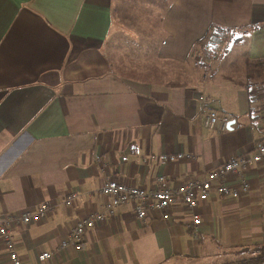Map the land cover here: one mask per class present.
<instances>
[{
    "label": "crops",
    "instance_id": "1",
    "mask_svg": "<svg viewBox=\"0 0 264 264\" xmlns=\"http://www.w3.org/2000/svg\"><path fill=\"white\" fill-rule=\"evenodd\" d=\"M212 25L230 39L210 62L199 42ZM198 56L210 71L196 79ZM200 95L231 117L227 132L205 126ZM262 143L264 0H0V216L52 208L14 228L22 264L229 261L264 242V164L248 167L239 198L213 192L198 227L180 198L169 220L154 210L142 222L131 204L111 216L101 190L110 178L147 190L159 176L169 186L204 179ZM168 153L195 159H151ZM71 191L80 198L68 208ZM95 212L107 219L83 248H63ZM44 252L52 258L40 261ZM0 264H10L1 237Z\"/></svg>",
    "mask_w": 264,
    "mask_h": 264
},
{
    "label": "built area",
    "instance_id": "2",
    "mask_svg": "<svg viewBox=\"0 0 264 264\" xmlns=\"http://www.w3.org/2000/svg\"><path fill=\"white\" fill-rule=\"evenodd\" d=\"M222 50V46L216 48L218 53L222 52ZM199 100L202 103L205 114V126L210 130L222 133L227 132L232 120L231 117L219 115L217 111L207 105L204 95H200ZM151 159L165 165L184 160H194L195 156L185 153H168L158 156L153 155ZM123 160L126 161L127 157L123 158ZM254 164H264V143L258 146L256 153L252 156L246 153L232 156L220 167L207 172L204 179L191 177L183 183L169 186L166 184V178L159 176L157 179L159 187L147 190V188L142 186L130 185L110 178L106 181L101 193L109 198L105 205L108 214L112 216L115 214L117 207L131 204L137 219L142 222L154 210L161 212L164 220H169L173 202L180 198L193 212L192 226L198 227L202 222L198 208L201 204L208 201L213 192L220 196L239 198L250 189L246 171L249 166ZM230 177L237 178L236 186L233 187L229 183ZM79 198V192L71 191L65 198V205L71 208ZM51 211L52 208L48 204H42L37 210L26 212L20 216H0V237L7 250L10 264H22V260L17 252L14 228L29 223L41 222ZM106 215V213L95 212L86 218L78 220L69 238L62 243V247L65 248L73 244L77 250H81L87 231L96 227L97 224L105 222L107 219ZM51 258L52 254L49 252H44L39 256L40 261Z\"/></svg>",
    "mask_w": 264,
    "mask_h": 264
},
{
    "label": "trees",
    "instance_id": "3",
    "mask_svg": "<svg viewBox=\"0 0 264 264\" xmlns=\"http://www.w3.org/2000/svg\"><path fill=\"white\" fill-rule=\"evenodd\" d=\"M216 30L217 34L219 32H224L222 28L212 25L206 36L200 40V46H204L208 36H210V32ZM215 47V46H214ZM210 45H207L205 48V56L209 59L214 48ZM215 51V49H214ZM216 53V52H215ZM202 57H196V61L200 62L197 63V67L201 69V75H199L196 79L201 78L203 74L207 73L209 70L210 65L201 63ZM232 254V259L224 263H217V264H264V242L252 244V245H245L230 252Z\"/></svg>",
    "mask_w": 264,
    "mask_h": 264
},
{
    "label": "rangeland",
    "instance_id": "4",
    "mask_svg": "<svg viewBox=\"0 0 264 264\" xmlns=\"http://www.w3.org/2000/svg\"><path fill=\"white\" fill-rule=\"evenodd\" d=\"M229 39H230L229 36H225L221 32H219L217 34L216 30L210 32V36H208V38L206 40V41H208L207 45H210L212 47L215 46L214 48H211L213 50V52L211 53V56H209L210 62L218 60V58L221 56V53L225 50V45H226V43H228ZM220 46H222L223 50H222V52L218 53L216 51V48L220 47ZM214 49H215V51H214ZM203 51H205V50H203ZM195 76H198V73L196 71H195Z\"/></svg>",
    "mask_w": 264,
    "mask_h": 264
},
{
    "label": "water",
    "instance_id": "5",
    "mask_svg": "<svg viewBox=\"0 0 264 264\" xmlns=\"http://www.w3.org/2000/svg\"><path fill=\"white\" fill-rule=\"evenodd\" d=\"M233 123V122H232ZM231 125V124H230ZM230 125H229V127H230Z\"/></svg>",
    "mask_w": 264,
    "mask_h": 264
}]
</instances>
